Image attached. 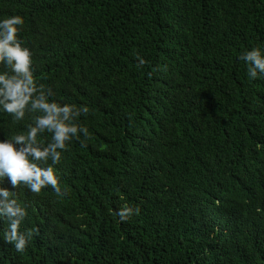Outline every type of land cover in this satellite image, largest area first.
Here are the masks:
<instances>
[{"label":"trees","instance_id":"trees-1","mask_svg":"<svg viewBox=\"0 0 264 264\" xmlns=\"http://www.w3.org/2000/svg\"><path fill=\"white\" fill-rule=\"evenodd\" d=\"M11 15L89 135L54 166L60 194L0 185L32 233L0 264H264V78L238 59L264 51V0H0ZM27 122L0 113V137Z\"/></svg>","mask_w":264,"mask_h":264},{"label":"clouds","instance_id":"clouds-1","mask_svg":"<svg viewBox=\"0 0 264 264\" xmlns=\"http://www.w3.org/2000/svg\"><path fill=\"white\" fill-rule=\"evenodd\" d=\"M19 15L0 18V113L13 124L25 121V130L8 138L0 137V185L5 179L14 190L23 186L38 194L45 187L61 193L54 166L61 160L69 142L88 137V128L78 117L88 113L85 105L60 103L52 99V89L38 84L34 77L33 53L18 37L23 24ZM139 65L144 59L137 57ZM251 79L264 78V51L244 50L238 56ZM47 134V138L45 137ZM138 208L122 206L116 215L121 222L138 213ZM26 209L14 198L13 191L0 186V221L7 228L0 241L22 252L32 233L21 230Z\"/></svg>","mask_w":264,"mask_h":264}]
</instances>
